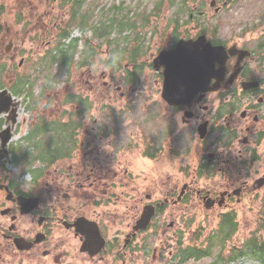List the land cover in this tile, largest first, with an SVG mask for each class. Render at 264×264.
<instances>
[{
  "label": "flooded vegetation",
  "instance_id": "af4514ba",
  "mask_svg": "<svg viewBox=\"0 0 264 264\" xmlns=\"http://www.w3.org/2000/svg\"><path fill=\"white\" fill-rule=\"evenodd\" d=\"M229 1L207 10V0H197L193 7L197 14L211 17V11L216 15L230 9ZM62 2L67 3L68 12L79 11L75 14L79 26L91 23L88 44L94 46L95 39L109 36L106 29L114 24L104 25L98 18L94 22L97 11L84 10V0ZM188 16L193 21L190 13ZM176 25L155 53L144 59L143 70L135 60L139 48L133 46L128 57L134 64H130L134 79L128 83L136 87L127 84L124 92L121 86L105 82L112 95L108 110L119 112L115 101L125 95L130 100L124 102L123 136L117 135L113 117L101 120L91 132L85 128L91 126L86 119L75 126L73 120H54L47 126L56 124L63 136L60 133L37 152L34 144L21 151L13 146L16 118L14 123L8 118L4 126L0 123V264H77L79 258L92 264H132L137 254H151L153 262H161L158 252H162L164 241L152 250L147 248V235L156 236L163 229L156 227V220L166 222L165 231L180 233L175 225L179 216H168L165 210L198 200L207 213H226L219 222L230 219L235 224V206L243 200L262 199L264 206V191L258 193L264 190V22H251L229 41L214 39L218 33L212 37L192 23ZM98 26L104 28L101 34ZM68 37L69 31L59 29L61 45L51 54L56 57L55 64L67 66L76 57L72 51L75 40ZM199 38L201 66L219 79H211L205 90L191 99L164 101L166 67L155 58L160 52L173 51L180 41L192 43ZM208 44L223 48L217 51L219 60H212ZM189 86L190 82L177 90L188 92ZM142 95H150V99L139 102ZM151 95L157 103L151 101ZM135 106L138 120L129 119ZM105 109L100 107L102 112ZM10 110L15 112L16 106ZM137 122L140 128L133 130ZM165 158L169 161L166 168L177 170L164 175L161 165ZM178 158H183L182 165ZM201 180L210 184L200 186ZM149 209L153 216L148 226L135 230ZM176 246L174 243L172 249Z\"/></svg>",
  "mask_w": 264,
  "mask_h": 264
},
{
  "label": "rangeland",
  "instance_id": "374dc122",
  "mask_svg": "<svg viewBox=\"0 0 264 264\" xmlns=\"http://www.w3.org/2000/svg\"><path fill=\"white\" fill-rule=\"evenodd\" d=\"M62 1L0 0V6L3 7V14L0 16V94L6 90L14 100L19 101L13 114L16 120L12 127L13 146L21 151L27 149L29 144H35L38 150H42L50 140L54 142L60 133L63 136L62 128L57 130L56 124L46 125L54 120H73L75 126L79 124V120L86 119L91 126L85 128L91 132L92 127L97 128L101 120L113 117L119 130L117 135L123 136L126 124L124 102L130 100L128 101L125 95L123 100L115 101L119 112L108 110L111 103L109 96L112 95L105 82L121 86L125 92L129 80L134 79V68L128 67L126 71L122 69L125 63L134 65L128 57V54L133 52V46L139 48L135 60L141 66L140 70H143L144 59H148L150 53H155L175 24L180 28L184 24L192 23L199 26L200 30L209 32L212 37L213 33H218L214 39L229 41L233 34H239L240 29L251 22H264V0H231L227 5L230 9L216 15L211 11V17L209 14L208 17L197 14L193 7L197 0H84V10L97 11L94 14V22L98 18L104 25L110 21L114 24L112 29H106L110 31L109 36L95 39L93 46L87 43V40L92 39L91 23L79 26L76 21L78 17L75 15L79 11L68 12L67 3L63 4ZM210 1L207 0L204 4L207 10ZM214 1L216 7H221L225 2ZM189 13L193 16V21L190 20ZM60 14L62 16L57 19ZM56 21V26H53ZM59 29L61 32L69 31L68 38L70 41L75 40L72 51L76 57H72L67 66L55 64L56 57L51 56L61 45L60 39H57ZM103 29L98 26V33L101 34ZM243 41L244 39H241V42ZM67 58L66 55L62 56L66 63ZM152 59L153 57L150 58ZM115 60H121V67L114 64ZM70 63H73L72 69L68 72ZM129 85L136 87L135 84ZM149 96H139L138 101L144 102L150 99ZM155 98L156 96H153L154 100L151 101L157 103ZM100 107L107 109L102 112ZM138 111L137 106L133 107L129 119L138 120ZM11 116L10 112L4 114L0 118L1 126H4V121ZM93 120H97L96 126L92 125ZM136 126L140 128L137 122L133 130L137 129ZM105 127L108 128V125ZM67 133L66 131L65 134ZM41 155H44L43 152ZM178 159L177 163L182 165L183 158ZM162 162L164 175L168 171L177 170V167L166 168L169 164L166 158ZM148 164L150 166V162ZM36 167L44 170L37 161ZM209 184L210 182L205 180L200 181V186ZM261 191L264 190L258 193H262ZM197 201L185 202L173 211L165 210L168 216H179L175 218L179 234L176 230L165 231L166 222L157 219L156 227L163 229L159 230L156 236L147 235V248L151 250L157 247L160 240L164 241L162 252H158V255L162 256L161 262H153L151 254H137L133 257L132 264H262L259 257L254 259L255 257L248 254L251 243L253 250L259 249L260 243L264 242L262 199L255 201L247 198L235 206L236 226L225 243L217 231V226L220 216L226 213H207L204 208L198 206ZM213 215L217 217L214 218ZM150 232H154V229ZM171 235L173 237H170ZM215 236V239H211ZM174 243H177V246L172 249ZM243 250L247 255L237 257V261H230L235 251ZM180 251L193 252L200 257L182 262L180 256H177ZM205 251L208 253L203 257ZM76 263L92 264L82 258L77 259Z\"/></svg>",
  "mask_w": 264,
  "mask_h": 264
},
{
  "label": "water",
  "instance_id": "95a60500",
  "mask_svg": "<svg viewBox=\"0 0 264 264\" xmlns=\"http://www.w3.org/2000/svg\"><path fill=\"white\" fill-rule=\"evenodd\" d=\"M198 44L199 43L197 41L192 43L191 41H180L173 51L170 53L161 52L156 57L155 62H159L166 67L162 97L168 103L185 100L186 98L191 99L197 93L203 92L211 79H219L218 74H211L207 68H202L200 62L201 52L198 51ZM219 49L212 48V60L220 59L219 56H217V51ZM232 51L233 49L229 50L230 54H233ZM226 57L227 54L224 53L223 61ZM241 58L242 56H239V59ZM189 82L190 90L188 92H178L177 88L179 86H185ZM0 102V114L2 112H7L9 105L11 104V99L6 97L4 101ZM6 132L7 131L5 130L4 133ZM152 216L153 212L150 211V209L146 213H143L135 230L145 229ZM102 247L103 245L101 244L100 249H102ZM84 251L87 250L85 249Z\"/></svg>",
  "mask_w": 264,
  "mask_h": 264
},
{
  "label": "trees",
  "instance_id": "16d2710c",
  "mask_svg": "<svg viewBox=\"0 0 264 264\" xmlns=\"http://www.w3.org/2000/svg\"><path fill=\"white\" fill-rule=\"evenodd\" d=\"M2 13H3V10L0 9V15ZM233 230H234V224L231 223L230 219H227L226 221L221 223L219 232H221L220 236L222 235V241L224 239H226V237H228L233 232ZM240 254L244 256V255H246V252H243V253L241 252ZM250 254L253 257H255V258L259 257L261 263L264 264V249L263 248H259V249H256V250H251ZM177 256H180V260L182 262L187 261L188 259H198L200 257V256H198L197 254H195L193 252H181V251H180V253L177 254ZM234 257H235V255H233L232 259Z\"/></svg>",
  "mask_w": 264,
  "mask_h": 264
},
{
  "label": "bare ground",
  "instance_id": "6f19581e",
  "mask_svg": "<svg viewBox=\"0 0 264 264\" xmlns=\"http://www.w3.org/2000/svg\"><path fill=\"white\" fill-rule=\"evenodd\" d=\"M14 102H15V100H14V98H13L12 103H14ZM17 117H18V115H17ZM13 140H14V138H13ZM249 251H250V249H249Z\"/></svg>",
  "mask_w": 264,
  "mask_h": 264
}]
</instances>
